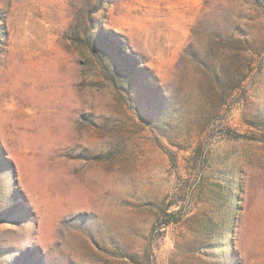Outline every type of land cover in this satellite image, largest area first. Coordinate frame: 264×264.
I'll list each match as a JSON object with an SVG mask.
<instances>
[{"label": "rangeland", "instance_id": "1", "mask_svg": "<svg viewBox=\"0 0 264 264\" xmlns=\"http://www.w3.org/2000/svg\"><path fill=\"white\" fill-rule=\"evenodd\" d=\"M0 264H264V0H0Z\"/></svg>", "mask_w": 264, "mask_h": 264}]
</instances>
